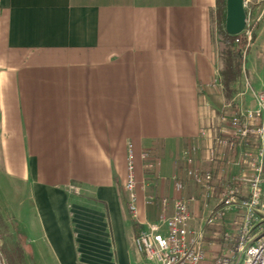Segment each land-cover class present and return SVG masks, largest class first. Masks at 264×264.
I'll use <instances>...</instances> for the list:
<instances>
[{
  "label": "crops",
  "instance_id": "crops-1",
  "mask_svg": "<svg viewBox=\"0 0 264 264\" xmlns=\"http://www.w3.org/2000/svg\"><path fill=\"white\" fill-rule=\"evenodd\" d=\"M215 8L216 0H0V180L24 188L16 198L29 228L23 241L52 264H155L134 239L158 220L162 197L167 214L172 199L197 197L193 230L214 208L185 175L182 153L191 150L218 186L219 163L205 153L220 146L200 129L218 128L228 109H251L259 90L237 92L239 76L226 90ZM128 144L136 218L122 185ZM254 148L249 135L223 149L227 173ZM144 152L160 159L158 176ZM226 211L222 226L238 214Z\"/></svg>",
  "mask_w": 264,
  "mask_h": 264
},
{
  "label": "built area",
  "instance_id": "built-area-1",
  "mask_svg": "<svg viewBox=\"0 0 264 264\" xmlns=\"http://www.w3.org/2000/svg\"><path fill=\"white\" fill-rule=\"evenodd\" d=\"M261 4L264 0H243L246 12L245 27L234 40L243 53L251 46L254 28L259 16L254 17L252 5ZM254 106L241 111L223 112L220 116L219 127H203L200 135L215 141L220 150L213 145L206 148L205 160L218 162L220 179L218 186L214 185V175L209 170H202L196 166V159L191 150L182 153L185 175L190 178L200 191L203 199L214 198L216 204L207 216V223L213 222L223 211L236 208L244 210L246 223L256 219L258 207L264 208V90L252 92ZM227 105L226 107H228ZM255 139V148L246 149L242 157V168L238 173H227L224 164L223 149L232 151L236 141L248 136ZM145 169L156 176L159 175L160 159L149 152L142 153ZM228 162H233L230 157ZM225 175V179H222ZM123 190L127 197V207L133 218L137 217V194L134 152L128 144L126 155V173ZM183 183L174 181V188L180 192ZM75 189V188H74ZM77 190V188L75 189ZM196 196L176 197L172 199V212L166 213L169 204L168 197L160 200L162 212L156 222L147 223L136 235L134 242L137 250L148 262L155 264H202L205 252L199 247L202 232H197L189 226L192 217V204ZM241 230V229H240ZM245 233V234H244ZM248 230L239 231L236 249L231 257L220 259L217 264H264V231L254 236L247 235ZM0 264H6L0 250Z\"/></svg>",
  "mask_w": 264,
  "mask_h": 264
},
{
  "label": "rangeland",
  "instance_id": "rangeland-1",
  "mask_svg": "<svg viewBox=\"0 0 264 264\" xmlns=\"http://www.w3.org/2000/svg\"><path fill=\"white\" fill-rule=\"evenodd\" d=\"M258 6V13L262 15L254 28L251 46L245 53L242 51L240 53V49L243 47L234 45L241 64L240 88L237 86L236 89L237 92L246 90V96L251 94L250 86L254 90H264V6L261 4ZM213 36L219 62L223 65V51L227 46L223 43L216 23L213 26ZM232 94L230 99L235 95V93ZM227 112L229 113L230 109ZM23 190L24 188L19 183L15 185L12 181L0 180V250L6 264H52L49 254L41 250L37 251L35 245L32 246V243L23 241L24 236L30 238L27 220L19 216V201H16L17 194L20 196ZM232 209H235L238 214L233 213L231 218L222 221L223 226L220 224L219 217L222 214L225 215L224 213L227 211L220 212L211 223H207L208 215L206 218L194 221L196 225L194 229L197 232H202L199 240V247L205 252L202 264H217L220 259L231 257L236 249L239 231L242 234L244 227L247 228V235L250 236L264 231V208L262 206L258 207L256 211L257 218L247 223L242 208L241 211L236 208ZM23 213L26 216L25 211ZM30 246L32 247L31 251ZM19 254H22L21 258Z\"/></svg>",
  "mask_w": 264,
  "mask_h": 264
},
{
  "label": "trees",
  "instance_id": "trees-1",
  "mask_svg": "<svg viewBox=\"0 0 264 264\" xmlns=\"http://www.w3.org/2000/svg\"><path fill=\"white\" fill-rule=\"evenodd\" d=\"M225 10H226V0H216L215 8V18L218 25L219 32L222 36L223 43L227 46L224 49V70H223V79L226 90L232 91L230 86L236 82L240 70L241 64L239 61L238 52L234 48V40L239 35H229L224 28L225 24ZM240 235L237 236V240ZM22 254H19L21 258Z\"/></svg>",
  "mask_w": 264,
  "mask_h": 264
},
{
  "label": "water",
  "instance_id": "water-1",
  "mask_svg": "<svg viewBox=\"0 0 264 264\" xmlns=\"http://www.w3.org/2000/svg\"><path fill=\"white\" fill-rule=\"evenodd\" d=\"M245 19L243 0H226L225 31L233 36L240 34L245 27Z\"/></svg>",
  "mask_w": 264,
  "mask_h": 264
}]
</instances>
